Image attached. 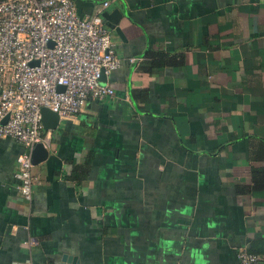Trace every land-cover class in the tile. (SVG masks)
<instances>
[{"label": "crops", "instance_id": "0c3cea01", "mask_svg": "<svg viewBox=\"0 0 264 264\" xmlns=\"http://www.w3.org/2000/svg\"><path fill=\"white\" fill-rule=\"evenodd\" d=\"M107 1L113 93L43 130L29 200L0 138V264H238L264 239V0Z\"/></svg>", "mask_w": 264, "mask_h": 264}, {"label": "built area", "instance_id": "2783aa9c", "mask_svg": "<svg viewBox=\"0 0 264 264\" xmlns=\"http://www.w3.org/2000/svg\"><path fill=\"white\" fill-rule=\"evenodd\" d=\"M107 2L80 16L72 0H0V138L12 137L30 149L43 141L42 106L63 118L80 111L87 99L113 93L99 79L119 62L101 18ZM15 160L17 190L29 200L38 175L25 152ZM236 256L238 264H256L261 254L240 246Z\"/></svg>", "mask_w": 264, "mask_h": 264}, {"label": "water", "instance_id": "95a60500", "mask_svg": "<svg viewBox=\"0 0 264 264\" xmlns=\"http://www.w3.org/2000/svg\"><path fill=\"white\" fill-rule=\"evenodd\" d=\"M108 14H110L109 12H102L101 13V18H102V22L106 25H109L106 21L105 18L108 17ZM112 15V13L110 14V16ZM109 16V17H110ZM99 79L101 80V82H104L105 80V75L103 74V72H100V76ZM61 85H58L57 88L61 89ZM40 121L42 124V127L44 129H54L59 121V117L56 114V112L50 110L48 107L46 106H42L40 108ZM5 120V117H3L1 119V121L3 122ZM28 155H29V159L31 163H35L40 159H43L46 154H47V149L43 146L42 142L37 141L33 144V146L30 149H27L25 151ZM71 261V260H70ZM73 261V259H72ZM67 264H77L76 260H74L72 263L71 262H67Z\"/></svg>", "mask_w": 264, "mask_h": 264}, {"label": "trees", "instance_id": "16d2710c", "mask_svg": "<svg viewBox=\"0 0 264 264\" xmlns=\"http://www.w3.org/2000/svg\"><path fill=\"white\" fill-rule=\"evenodd\" d=\"M249 251L257 252V253H263L264 252V239L257 240L256 244H253L250 246Z\"/></svg>", "mask_w": 264, "mask_h": 264}, {"label": "rangeland", "instance_id": "374dc122", "mask_svg": "<svg viewBox=\"0 0 264 264\" xmlns=\"http://www.w3.org/2000/svg\"><path fill=\"white\" fill-rule=\"evenodd\" d=\"M86 101H87V100H86ZM86 101H85V102H86ZM85 102H84V104H85Z\"/></svg>", "mask_w": 264, "mask_h": 264}]
</instances>
